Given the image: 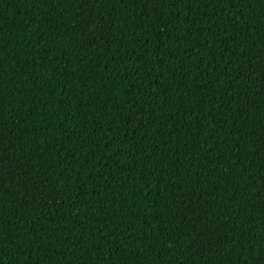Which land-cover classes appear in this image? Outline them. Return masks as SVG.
Returning <instances> with one entry per match:
<instances>
[{"label":"trees","instance_id":"trees-1","mask_svg":"<svg viewBox=\"0 0 264 264\" xmlns=\"http://www.w3.org/2000/svg\"><path fill=\"white\" fill-rule=\"evenodd\" d=\"M0 264H264V2L0 0Z\"/></svg>","mask_w":264,"mask_h":264},{"label":"snow or ice","instance_id":"snow-or-ice-1","mask_svg":"<svg viewBox=\"0 0 264 264\" xmlns=\"http://www.w3.org/2000/svg\"><path fill=\"white\" fill-rule=\"evenodd\" d=\"M262 2H264V0H262Z\"/></svg>","mask_w":264,"mask_h":264}]
</instances>
